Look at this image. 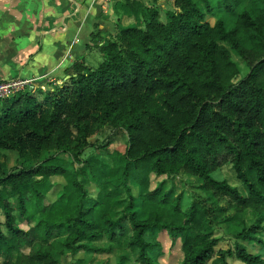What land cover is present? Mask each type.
I'll list each match as a JSON object with an SVG mask.
<instances>
[{
  "label": "trees",
  "instance_id": "16d2710c",
  "mask_svg": "<svg viewBox=\"0 0 264 264\" xmlns=\"http://www.w3.org/2000/svg\"><path fill=\"white\" fill-rule=\"evenodd\" d=\"M126 4L135 21L95 44L97 64L75 61L61 83L0 99V264H59L64 250L113 243L140 264H163L162 231L179 239L180 264H264V0H219L230 25L206 18L210 0H173L163 12ZM112 131L126 137L117 162L83 156ZM224 162L245 193L213 175ZM181 173L197 180L189 195L174 181ZM52 175L63 177L59 189ZM246 208L256 213L249 224ZM103 235L110 243L96 244ZM225 236L231 244L217 247Z\"/></svg>",
  "mask_w": 264,
  "mask_h": 264
},
{
  "label": "crops",
  "instance_id": "0c3cea01",
  "mask_svg": "<svg viewBox=\"0 0 264 264\" xmlns=\"http://www.w3.org/2000/svg\"><path fill=\"white\" fill-rule=\"evenodd\" d=\"M127 0H0V77H32L50 88L73 72L75 61L95 65L96 43L135 17ZM161 12L173 0H139ZM167 5V7H166Z\"/></svg>",
  "mask_w": 264,
  "mask_h": 264
},
{
  "label": "rangeland",
  "instance_id": "374dc122",
  "mask_svg": "<svg viewBox=\"0 0 264 264\" xmlns=\"http://www.w3.org/2000/svg\"><path fill=\"white\" fill-rule=\"evenodd\" d=\"M210 1L214 5L213 7L214 9L212 12L206 10V15H205L206 18L210 22H213L218 16H222L226 21L227 25H230L232 23L234 15L225 11L222 7L218 6L219 0H210ZM160 16L163 17V14ZM232 58L238 59V57L234 53H232ZM240 67L242 74L243 72H245L246 66H244V64L241 63V61H240ZM110 133H111V127L108 124H106L99 129V132L96 133L95 136L100 141L106 138ZM112 137L113 138L111 139V142H109L105 148H94L90 146L84 150L83 156L85 158H89V157L97 158L109 164H113L117 162L118 153L123 152V150L125 149L126 137L122 132L119 131L115 133L114 131H112ZM93 141H95V139H93ZM4 152L7 155L8 164L12 165L15 159V152L10 150H5ZM62 155L67 157V154L65 153ZM68 167L75 168L74 165H70V164H68ZM213 175L216 176L217 178H224L230 184L238 186V188L242 191V193L246 192L242 182L235 177V174L229 162L222 163L219 168L214 170ZM51 180L53 181L54 184H56L54 186V188L56 187V189H59L64 181L61 175H52ZM85 180H91L90 175H88V178ZM174 181L176 183L177 189L184 191L185 195H189V193L191 192L189 190L192 189L190 184H197V180L195 177L188 176L183 173L174 176ZM130 185H131L132 195L134 196V200L137 203H139L137 199V192H138L137 186L132 182H130ZM193 189L197 191L196 188L193 187ZM117 191L119 192L120 197L123 200L122 204H124L128 199V195L125 193L123 187L118 188ZM99 194H96V192L92 190V198H95L97 196L99 197L100 196ZM54 195H55L54 191H52L49 193L48 198L51 199L54 197ZM221 202L224 203L225 201L222 200ZM30 205L31 204L28 203L29 211H33V208ZM120 209L121 207H118L119 211ZM242 215L247 224L251 223L256 217V213L251 208H246L245 210H243ZM20 226L24 228L27 227L25 223H20ZM158 239L160 240L161 248H162V253L158 257L159 261L163 264H180L182 253L180 250L179 239H176L175 241L172 242L170 237L164 231L158 234ZM94 242L98 245L105 246L110 243V240L108 239L107 235H103ZM229 244H231V239L225 236L222 240L219 241L217 247L219 246L223 247ZM249 248L257 250V246L251 245ZM262 250L264 251V249ZM57 257L60 260L59 264H140L135 259V255L129 247L124 245L118 246L116 243H113L112 250L109 252H90V251L85 252L80 250L77 251L76 253H71V251L69 250H64L63 253L58 254ZM1 259L2 257H0V260ZM229 260L233 264H242L241 261L234 258H230Z\"/></svg>",
  "mask_w": 264,
  "mask_h": 264
},
{
  "label": "built area",
  "instance_id": "2783aa9c",
  "mask_svg": "<svg viewBox=\"0 0 264 264\" xmlns=\"http://www.w3.org/2000/svg\"><path fill=\"white\" fill-rule=\"evenodd\" d=\"M32 77L28 76H19L4 78L0 77V99L7 98L20 90H24L28 87H33Z\"/></svg>",
  "mask_w": 264,
  "mask_h": 264
}]
</instances>
